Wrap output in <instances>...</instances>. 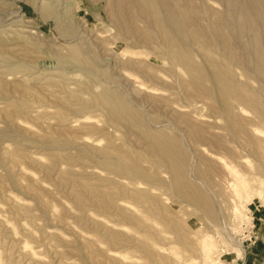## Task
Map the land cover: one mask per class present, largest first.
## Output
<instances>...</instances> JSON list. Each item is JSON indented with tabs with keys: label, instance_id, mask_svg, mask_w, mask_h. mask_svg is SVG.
Wrapping results in <instances>:
<instances>
[{
	"label": "rangeland",
	"instance_id": "374dc122",
	"mask_svg": "<svg viewBox=\"0 0 264 264\" xmlns=\"http://www.w3.org/2000/svg\"><path fill=\"white\" fill-rule=\"evenodd\" d=\"M150 1L0 0V264H264V0Z\"/></svg>",
	"mask_w": 264,
	"mask_h": 264
},
{
	"label": "bare ground",
	"instance_id": "6f19581e",
	"mask_svg": "<svg viewBox=\"0 0 264 264\" xmlns=\"http://www.w3.org/2000/svg\"><path fill=\"white\" fill-rule=\"evenodd\" d=\"M155 1H156V0H155ZM262 1H263V0H262ZM144 3H145V2H144ZM148 3H149V5L151 4L150 6H152V4H153L152 1H150V0H148ZM147 5H148V4H147ZM147 5H146V6H147ZM238 6H239V5H238ZM147 7H148V6H147ZM160 7H161V6H160ZM231 7H232V6H231ZM155 8H156V7H155ZM157 8H158V7H157ZM246 8H247V7H246ZM148 9H150V7H148ZM247 10H248V9H247ZM174 16H175V15H174ZM250 16H251V15H250ZM245 17H246V16H245ZM178 27H179V26H178ZM178 27H177V28H178ZM177 28H176V29H177ZM165 29H166V28H165ZM185 29H186V28H185ZM263 29H264V28H263ZM166 30H167V29H166ZM170 30H171V29H170ZM178 30H179V29H178ZM171 31H172V30H171ZM169 32H170V31H169ZM170 34H171V33H170ZM175 38H177V36H176ZM178 39H179V38H178ZM175 52H176V51H175ZM161 141H163V140H161ZM166 141H168V140H166ZM158 142H159V141H158ZM170 142H171V141H170ZM167 144H168V143H167ZM167 144L164 143V142H161V149H160V150H162L161 152H163L164 155L167 154L168 156H171V154H173V153L171 152V147H170V145L168 146ZM159 148H160V147H159ZM161 154H162V153H161ZM159 157H160V156H159ZM176 166H178V165H176ZM175 168H176V167H175ZM177 168H178V167H177ZM178 171H179V170H178ZM240 186H241V185H240ZM195 198H196V197H194V199H195ZM194 199H193L192 201H194ZM197 199H198V201L200 200L199 203L201 202L203 205L205 204V205H204V207H205L204 210H205L206 212H210V209H209L208 205H206V204H207L206 201H204V200H202V199H200V198H196V200H195L196 202H197ZM196 202H195V203H196ZM197 203H198V202H197ZM199 203H198V204H199ZM202 204H201V205H202ZM201 205H200V206H201ZM202 207H203V206H202ZM235 207H236V206H234V209H235ZM235 212H236V209L234 210V213H235ZM238 248H239V247H238ZM239 249H240V248H239Z\"/></svg>",
	"mask_w": 264,
	"mask_h": 264
},
{
	"label": "built area",
	"instance_id": "2783aa9c",
	"mask_svg": "<svg viewBox=\"0 0 264 264\" xmlns=\"http://www.w3.org/2000/svg\"><path fill=\"white\" fill-rule=\"evenodd\" d=\"M253 229V225H251V227H250V230H252ZM248 239H250V238H248ZM241 264V263H240Z\"/></svg>",
	"mask_w": 264,
	"mask_h": 264
},
{
	"label": "crops",
	"instance_id": "0c3cea01",
	"mask_svg": "<svg viewBox=\"0 0 264 264\" xmlns=\"http://www.w3.org/2000/svg\"><path fill=\"white\" fill-rule=\"evenodd\" d=\"M262 242H263V241H262ZM247 261H248V263H250L252 260H251V261H250V260H247Z\"/></svg>",
	"mask_w": 264,
	"mask_h": 264
}]
</instances>
